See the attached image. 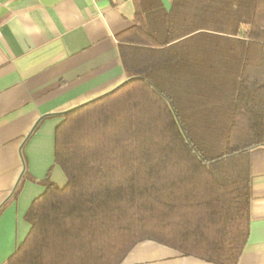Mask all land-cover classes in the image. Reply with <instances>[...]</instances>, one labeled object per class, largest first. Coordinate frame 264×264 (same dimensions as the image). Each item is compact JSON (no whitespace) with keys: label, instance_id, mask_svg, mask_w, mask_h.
Returning a JSON list of instances; mask_svg holds the SVG:
<instances>
[{"label":"trees","instance_id":"trees-1","mask_svg":"<svg viewBox=\"0 0 264 264\" xmlns=\"http://www.w3.org/2000/svg\"><path fill=\"white\" fill-rule=\"evenodd\" d=\"M138 2L119 36L124 84L63 112L67 181H41L5 264H122L144 240L238 263L264 146V0Z\"/></svg>","mask_w":264,"mask_h":264},{"label":"crops","instance_id":"crops-1","mask_svg":"<svg viewBox=\"0 0 264 264\" xmlns=\"http://www.w3.org/2000/svg\"><path fill=\"white\" fill-rule=\"evenodd\" d=\"M139 0H0V264L30 230L25 216L54 162L63 112L124 84L119 36ZM169 10L174 0H159ZM251 220L237 264H264V146L251 152ZM23 181L18 196L15 188ZM122 264H215L151 240Z\"/></svg>","mask_w":264,"mask_h":264}]
</instances>
